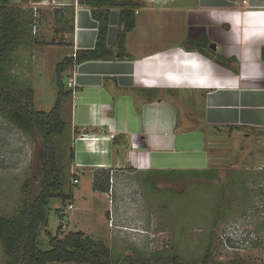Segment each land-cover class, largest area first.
I'll return each instance as SVG.
<instances>
[{
  "label": "crops",
  "instance_id": "crops-1",
  "mask_svg": "<svg viewBox=\"0 0 264 264\" xmlns=\"http://www.w3.org/2000/svg\"><path fill=\"white\" fill-rule=\"evenodd\" d=\"M55 1L75 10L73 51L94 48L99 22L90 8ZM136 17L125 41L130 57L117 51L119 8H112L111 54L75 65L68 79L72 170L89 168L94 180L99 169H184L169 159L192 152L208 169V145H264V0H142ZM203 39L208 47L190 43Z\"/></svg>",
  "mask_w": 264,
  "mask_h": 264
},
{
  "label": "rangeland",
  "instance_id": "rangeland-1",
  "mask_svg": "<svg viewBox=\"0 0 264 264\" xmlns=\"http://www.w3.org/2000/svg\"><path fill=\"white\" fill-rule=\"evenodd\" d=\"M28 1L12 0L29 12V18L26 26L21 17L22 38L7 59V74L16 75L11 79L15 93L30 84L36 109L49 111L58 94L56 65L67 51L68 56L75 51L65 22L72 19L75 10L72 6L62 7L55 0L35 4ZM60 8L63 24L56 21V10ZM73 69L74 66L63 74L66 89L70 87L68 79ZM27 97L25 101L29 100ZM70 102L71 99L66 100L62 110L68 128L55 140L64 192L72 191L73 198L49 200V220L38 236L41 250L51 248L50 236L64 240L70 232L82 231L106 249L109 261H122L127 256L146 259L161 253L164 258L173 254L187 264H201L210 250L214 263L264 262V145H208L212 159L208 169H203L208 163L198 165L199 152L170 158L172 165L184 163L178 167L184 169L171 173L168 170L159 176L125 168L115 171L111 191L103 192L94 188L89 168L72 170L70 150L76 130ZM1 109L2 104L0 216H13L40 192L43 163L39 153L43 141L38 130H22ZM189 148L188 152L195 149ZM97 153L93 152L92 159ZM142 176L152 182L144 184ZM6 257L0 242V264H4Z\"/></svg>",
  "mask_w": 264,
  "mask_h": 264
},
{
  "label": "trees",
  "instance_id": "trees-1",
  "mask_svg": "<svg viewBox=\"0 0 264 264\" xmlns=\"http://www.w3.org/2000/svg\"><path fill=\"white\" fill-rule=\"evenodd\" d=\"M81 6L90 8L92 17L99 22L96 45L92 49H78L76 56H65L56 65L58 94L54 106L49 111L36 109L31 98V86L27 84L24 89L14 92L11 79L16 75L7 74L6 62L10 52L22 38L23 25L27 26L29 12L21 6L12 3V0H0V104L3 114L24 131L38 130L43 141L42 150L39 153L42 165V182L38 195L26 202L13 216H0V242L6 252L4 264H48L51 262H75L78 264H187L179 256L170 254L163 257L161 253H155L152 257L134 258L125 257L122 261L106 260V249L98 246L96 241L86 236L82 231L70 232L64 240H58L50 236V249L41 250L38 246V236L42 225L48 223V202L52 198H61L63 201L73 198V193L64 192L61 166L58 162L56 149V136L64 134L68 128V120L64 119L62 110L65 101L72 98L73 92L66 89L63 82V74L68 68L86 61L100 60L109 57L111 51L107 47V35L112 8H119V28L117 45L120 48V57H130L125 48V39L128 32L136 26V9L140 6V0H77ZM58 12L57 23L63 24ZM74 12L68 23L67 31L74 32ZM22 27V28H21ZM192 45L208 47L206 39L202 41H190ZM214 52V51H213ZM74 53V52H73ZM264 60V48L262 49ZM216 61L226 65L229 60L217 56ZM29 92V95H28ZM28 96V97H27ZM27 97L29 100H24ZM70 158L75 160L74 147L70 150ZM176 169H171L173 172ZM180 171V170H177ZM159 171V173H165ZM182 172V171H181ZM111 171L99 169L94 172V188L103 192L108 191ZM165 176V175H163ZM201 264L214 263L211 252L208 250ZM257 264H264L257 263Z\"/></svg>",
  "mask_w": 264,
  "mask_h": 264
},
{
  "label": "flooded vegetation",
  "instance_id": "flooded-vegetation-1",
  "mask_svg": "<svg viewBox=\"0 0 264 264\" xmlns=\"http://www.w3.org/2000/svg\"><path fill=\"white\" fill-rule=\"evenodd\" d=\"M120 170H122V169H120ZM120 170H116V171H120ZM111 171V175H110V181H109V183L111 182H114V176H115V173H114V171H113V169L112 170H110ZM134 172H137L136 170L134 171ZM138 173V172H137ZM155 173H157L156 175L157 176H159L160 175V173H159V171H156ZM142 180H143V183L145 184V183H149L148 181H151V178H149V177H147V176H142ZM152 182V181H151ZM111 189H112V185L111 184H109V189H108V191H111Z\"/></svg>",
  "mask_w": 264,
  "mask_h": 264
},
{
  "label": "built area",
  "instance_id": "built-area-1",
  "mask_svg": "<svg viewBox=\"0 0 264 264\" xmlns=\"http://www.w3.org/2000/svg\"><path fill=\"white\" fill-rule=\"evenodd\" d=\"M244 2L246 3L247 0H244ZM73 56H74V57L76 56L75 51H74V53H73ZM69 86H72V87L75 86V82H74V81H73V82H69ZM110 137H111V138H114V137H115V133H111V134H110ZM75 182L77 183V182H78V179H76Z\"/></svg>",
  "mask_w": 264,
  "mask_h": 264
},
{
  "label": "water",
  "instance_id": "water-1",
  "mask_svg": "<svg viewBox=\"0 0 264 264\" xmlns=\"http://www.w3.org/2000/svg\"><path fill=\"white\" fill-rule=\"evenodd\" d=\"M211 47H212L213 49H215V44H212Z\"/></svg>",
  "mask_w": 264,
  "mask_h": 264
}]
</instances>
